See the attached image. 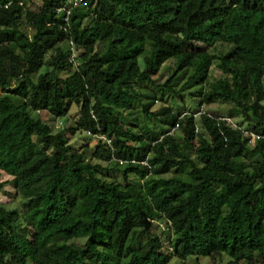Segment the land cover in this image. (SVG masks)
Returning a JSON list of instances; mask_svg holds the SVG:
<instances>
[{
    "label": "trees",
    "instance_id": "trees-1",
    "mask_svg": "<svg viewBox=\"0 0 264 264\" xmlns=\"http://www.w3.org/2000/svg\"><path fill=\"white\" fill-rule=\"evenodd\" d=\"M33 2L0 0V193L11 184L23 198L20 208L0 199V264H188L215 253L264 264V0H81L68 21L65 0ZM218 42L230 49L213 53ZM143 84L162 95L199 85V108L232 106L182 119L170 105L153 111L157 91ZM136 103L155 127L136 124ZM73 105L98 138L90 157L68 143L76 127L54 133L39 116L66 118Z\"/></svg>",
    "mask_w": 264,
    "mask_h": 264
},
{
    "label": "rangeland",
    "instance_id": "rangeland-1",
    "mask_svg": "<svg viewBox=\"0 0 264 264\" xmlns=\"http://www.w3.org/2000/svg\"><path fill=\"white\" fill-rule=\"evenodd\" d=\"M42 4V0H34L33 3H30V7L35 9L39 5ZM62 46L65 45V43L61 44ZM230 49V45L223 43V42H218L216 46L212 48L213 53H225ZM76 54L78 55L81 50L76 48L75 50ZM174 60L168 61L162 69V72L160 75H158L157 79L158 81L156 82L157 84H163L167 78L173 73L174 70ZM76 68L73 67L70 71L75 70ZM68 72H63V75L68 74ZM209 75L214 78V77H224V75L221 73L217 67L213 66L212 70L210 71ZM37 75H35L36 78ZM187 81V76H184L175 86L177 90H179L184 83ZM148 89L153 88V90L157 91L158 98L155 101V103L152 106V110L156 111L162 106L170 105L174 108V110L180 114V118H184L185 114H188L190 112L195 111V108L199 109V113H195V116L198 117V115L204 111H207L208 109H218L221 114L227 115L229 108L232 106L231 104L227 103H219L216 102L211 105V107H208L206 105H201L200 108L197 105V102L199 100V85L198 86H190L187 87L184 92H182V95H176L173 94L169 91H166L163 95L161 92H158V88L156 86H153L151 84H143L142 89ZM189 93H193L190 95ZM137 105V103H136ZM191 107V108H190ZM190 108V109H189ZM192 109V110H191ZM194 109V110H193ZM197 109V110H198ZM202 110V111H201ZM36 114H39V112H36ZM78 106L73 105L68 113V116L66 118H57L53 116L52 114H49L47 112H40L39 116L42 117V120L49 123L52 127V131L54 133H57L61 129H68L69 127H76L74 132H71L70 130L66 131V136L68 138V143L79 150L85 151L88 156H92L97 145H98V138L96 135H93L84 129H81L77 125V120H78ZM135 116H137L140 120L136 121V124L140 127L143 128H150V127H155V120L154 119H148L142 112V109L140 106H136L135 109ZM139 121V122H138ZM230 123H233L234 125H238L236 122V119L233 121L230 119ZM242 127H245V123L241 124ZM173 132V130H172ZM180 134V129H176L175 133ZM249 135V132H248ZM198 144V140L194 141V145ZM119 176V174H118ZM2 178L8 179L10 178L7 175H2ZM118 179L122 181V178L119 176ZM0 199L6 203L7 207L10 208H20L21 204L23 202V198L20 196L19 193L15 191V188L10 184L6 186V192L0 193ZM166 226L164 225L163 222H155L153 231L156 232L158 235H160L164 241V245L166 248L171 250V243L170 239H168L167 234L165 233ZM188 264H227L228 258L225 255H220L218 253H215L214 256L212 257H201V258H196V257H190L186 260ZM170 264H180L178 259H172L170 261Z\"/></svg>",
    "mask_w": 264,
    "mask_h": 264
},
{
    "label": "built area",
    "instance_id": "built-area-1",
    "mask_svg": "<svg viewBox=\"0 0 264 264\" xmlns=\"http://www.w3.org/2000/svg\"><path fill=\"white\" fill-rule=\"evenodd\" d=\"M81 3V0H65V3L63 6L59 7L58 8V12H65V15H64V18L66 21H68V18H69V15L71 14L72 12V9L79 5ZM7 6V5H6ZM71 44V48H72V56H71V60L74 62V64L77 66L79 65V61H77L76 57H77V54L75 52L76 50V47L75 45L73 44V42H70ZM227 120L230 121L229 118H226ZM246 134H248V131H246ZM104 139H107L108 142H111L110 139H108L107 137L103 136ZM120 163H123V160H118ZM143 163H147L146 161H144Z\"/></svg>",
    "mask_w": 264,
    "mask_h": 264
}]
</instances>
